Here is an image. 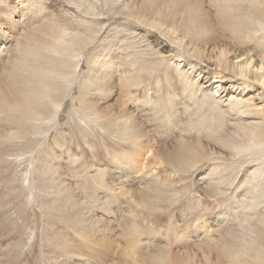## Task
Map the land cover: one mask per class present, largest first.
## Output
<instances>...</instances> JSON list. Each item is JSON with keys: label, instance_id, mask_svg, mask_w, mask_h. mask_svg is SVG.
I'll return each mask as SVG.
<instances>
[{"label": "bare ground", "instance_id": "6f19581e", "mask_svg": "<svg viewBox=\"0 0 264 264\" xmlns=\"http://www.w3.org/2000/svg\"><path fill=\"white\" fill-rule=\"evenodd\" d=\"M69 1L89 34L46 17L42 0H0V17L17 30L10 36L0 20V116L47 134L77 117L80 126L99 128L121 147L111 151L105 139L112 167L87 169L106 191L91 196L104 198L100 209L114 213L116 248L128 264H264V0ZM103 16L123 20L113 28L115 40L130 50L124 66L117 47L115 60L87 57L107 24ZM112 95L102 107L100 99ZM26 127L0 129V141L25 137ZM204 163L211 164L194 188L176 189L182 174ZM44 173L54 178L60 171L47 162ZM69 190L60 184L57 195ZM185 198L182 219L197 214L193 227L181 229L176 216L160 228L141 220L142 208L163 210L162 204ZM205 198L226 207L211 219ZM66 201L80 204L75 196ZM96 221L94 234L101 231L108 247L112 224L104 216ZM76 233L82 241L69 243L72 255L84 247L108 256L92 234Z\"/></svg>", "mask_w": 264, "mask_h": 264}, {"label": "rangeland", "instance_id": "374dc122", "mask_svg": "<svg viewBox=\"0 0 264 264\" xmlns=\"http://www.w3.org/2000/svg\"><path fill=\"white\" fill-rule=\"evenodd\" d=\"M42 1L46 10V17L59 20V22L69 25L72 30H79L83 35L89 34L87 26L79 23L80 13L71 1ZM1 6L2 4H0V9H3L4 7ZM17 19L20 20L19 17ZM0 20L5 22V28H8V32L11 33L9 34L10 36L17 33L16 28L11 27L8 20L3 17H0ZM101 20L107 22V27L105 26L100 33L102 35L101 39H97L88 45L90 54L87 57H96L102 53L101 58L109 61L111 58L114 59L116 55L114 51L117 47L121 49L118 51L122 53L120 61L122 62L121 65L124 66L130 50L125 47L127 46L125 43L115 40V30L113 28L116 21L121 22L123 20L104 16ZM125 42H128V38H126ZM12 48L14 53L12 51L7 52L10 55L9 57H15L17 45L14 44ZM108 51L109 55L104 57L103 53ZM7 53L5 56H8ZM81 68L82 70L87 69V63L84 59L81 63ZM152 80L154 81V78L150 79V81ZM113 96H110L107 100L100 99L101 106L105 107L107 104L112 103ZM91 97L94 98L93 95ZM70 100L71 98L68 99V104H71ZM65 113L63 112L62 118L69 121L70 114L68 112ZM74 120L76 123L72 120L71 125H64L62 129H58L62 131V136L55 129H52L47 134L45 130L29 126L23 121L20 122L6 116H0V129L3 132H6L5 128L18 130L26 126L30 130V134H25V137H21L24 136L21 133L22 135H19L13 141H0V264H128L129 257L120 255V249H117L119 229L116 228L117 222L111 220L114 218V213H110L106 209H100L99 205L105 202L104 198L94 200V197H92L95 194H105L106 191L97 189L91 176L93 174L91 168L87 169L88 166L93 165L99 167L108 166L109 169L112 167V160L107 155V151L102 144L105 139L111 151L122 149L117 147L118 145L112 141L113 139L110 135L102 132L99 128L95 130L86 129L83 125L80 126L81 123L77 117ZM59 142L64 144L61 145ZM128 147L127 150L130 151ZM47 162L56 165L60 171L54 178L50 174L47 173V176L44 173ZM210 164H202L199 168L191 171L192 174H182L176 189L180 191L187 189L189 191L194 188L196 181L198 182L202 175V171ZM109 173L115 175L114 169H111ZM163 177L165 178V176ZM53 180L55 181L51 182ZM60 184L70 189L68 191L70 192L69 195L67 192L66 195H57L58 185ZM69 196H75L80 204L67 202L66 200ZM205 199H203L205 206L210 208L207 215L211 219L216 217L220 209L223 210L226 207V204L221 203L219 205ZM232 199L231 195L225 201L230 203ZM186 200L187 198L183 199L180 205L173 207L162 204L163 210L149 211L142 208V211H140L142 214L141 220L147 227L154 223L160 228V226L166 227L170 217L176 216L181 221V229L185 228L187 224L193 227L197 214L191 220L182 219L181 210ZM193 201H196V199ZM111 209H115L114 204L111 205ZM233 214L234 210H230L229 223L233 220ZM101 216H104L110 225L112 224L111 229L106 230L109 237L108 247L105 244L102 245L100 239L104 238L102 237L104 234L101 231H96V234H94V231L101 225L96 219L98 217L100 219ZM183 221L187 222L182 224ZM234 224L237 226L239 220H236ZM80 229L92 234L95 244L104 246V249L109 251L110 254L108 253L107 257L96 255L91 253L88 248L82 247L72 255V248L69 243H81L82 240L76 233ZM110 231H113L114 237L112 233H109ZM64 242H67V248H64L63 245L61 246ZM112 248L115 249L113 250Z\"/></svg>", "mask_w": 264, "mask_h": 264}]
</instances>
